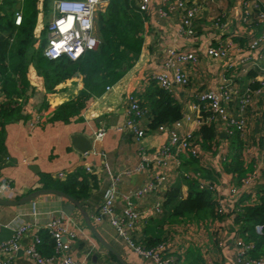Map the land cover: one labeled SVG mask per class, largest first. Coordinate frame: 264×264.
<instances>
[{
    "label": "crops",
    "instance_id": "crops-1",
    "mask_svg": "<svg viewBox=\"0 0 264 264\" xmlns=\"http://www.w3.org/2000/svg\"><path fill=\"white\" fill-rule=\"evenodd\" d=\"M160 1L150 0L144 13L145 36L151 53L135 93L141 94L152 75L162 69L167 51L178 49L194 52L197 59L195 63L182 67L189 84H175L171 93L183 112L181 125L177 129L180 134L191 133L193 136L200 126L206 124L201 113L193 111L191 107L201 92H219L225 85L231 87L235 93L229 106L231 112L236 111L238 100L246 93L250 94V100L244 114L246 134L239 143H242V151L219 122L211 123L221 139L210 149L198 147V158L183 153L170 160L164 171L167 179L162 186L136 201L140 220L135 237L142 244L153 238L164 241L175 264H237L234 243L239 237V225L235 215L243 207L256 203L261 194L258 191L264 190V159L260 156L264 143V93L256 92L259 81L264 78V18L259 19V14H264V0H189L196 8L191 37L180 34L179 12L163 19L157 17L156 8ZM20 4L21 0H14L10 5L6 0H0V15L19 11ZM243 17L247 22L242 21ZM216 18L220 19L219 28L213 26ZM259 35L263 36L260 46L251 50L250 42ZM210 45H226V57L220 60L209 58L206 48ZM126 78L124 86L128 82ZM43 100V92L36 89L26 102L28 120L5 126L3 149L0 150V176L8 179L16 190L24 189L27 194L33 188H42L44 175L63 182L76 175L79 169L83 170L81 174L87 176V184L81 203L98 234L126 264H154L128 249L106 220L97 223L94 217L109 182L104 165L113 174L132 170L138 162L139 147L157 150L167 143L166 134L151 131L138 143L132 134L122 131L127 102L122 101L121 90L115 86L103 97L88 102L81 113L84 120L80 122L74 120L68 124H50L42 121L39 109ZM141 126H146L145 119H142ZM98 130L103 131L101 137H96ZM75 135H85L91 141V149L87 153L82 154L74 148L72 137ZM236 160L239 163L237 168ZM227 165L229 170L226 171ZM86 167H90L92 172L87 173ZM258 167L261 170L255 184L251 189H246L240 180ZM59 173L65 177L58 179ZM77 179L82 181L80 176ZM150 179V171L124 176L118 187L119 194H128ZM193 181L197 186L200 182L212 186L213 198L218 206L224 207L226 213L222 216L209 213L202 220L184 218L171 221V210L163 206L165 193L177 188L181 198H185ZM232 187L239 190L237 196L230 193ZM23 196L0 199V244L13 237L19 220H35L42 229L48 215L63 211L68 214L65 227L76 235L70 248V255L74 259L91 264H119L94 239L82 213L70 202L47 195L24 205L12 206L8 203ZM156 203H162L160 215L152 210ZM122 207L120 200L117 210ZM30 241L31 235L27 234L21 241L22 247ZM91 245L95 248L92 249ZM88 252L90 255L86 257ZM13 259L12 264H36L27 259L22 250L16 252Z\"/></svg>",
    "mask_w": 264,
    "mask_h": 264
},
{
    "label": "trees",
    "instance_id": "trees-1",
    "mask_svg": "<svg viewBox=\"0 0 264 264\" xmlns=\"http://www.w3.org/2000/svg\"><path fill=\"white\" fill-rule=\"evenodd\" d=\"M12 2L14 0H6L8 5ZM51 2L52 0H21L19 11L22 22L19 26L14 25L15 12L0 15V150L3 149L5 126L28 120L26 102L36 89L44 94L39 109L42 121L50 124L84 120L81 113L88 102L103 97L106 95V88L113 86L121 90L123 102H127L132 95L140 98L145 110L143 119L146 126L143 129L147 134L160 126H171L182 120L181 106L175 102L171 93L159 88L155 81L150 80L141 94L135 93L151 53L145 36L146 16L139 11L135 0H108L107 5L96 12L94 24L100 44L96 50L87 51L76 61L68 58L49 61L42 54L47 40V24H43L42 20L51 12ZM125 78L128 79L126 86L123 84ZM245 111L246 108L244 114ZM208 115L202 110L203 121ZM216 122L220 123L219 120ZM231 138L242 151V143L239 145L241 138ZM218 139L221 138L213 125L204 124L193 135L192 144H197L194 145L197 151L198 147L207 150ZM236 163L237 168L239 163ZM82 172L79 169L76 175L63 182L44 175L41 180L42 188L59 190L73 197L82 206L87 184V176L82 175ZM77 176L82 177V181ZM195 183H190L185 198H181L177 188L165 193L163 206L171 210V221L184 218L202 220L209 213L219 215L216 211L218 204L212 192ZM258 192L261 193L258 201L243 207L235 215V221L239 225L238 235L252 245L249 255L253 259L264 258V190ZM256 224L263 225L261 235L254 231ZM38 233L41 239L39 253L44 258L53 256L54 243L50 235L45 229ZM135 235L134 233L135 242L147 249L161 242L153 238L148 239L147 243L142 241V244L136 240ZM109 255L115 260L112 254Z\"/></svg>",
    "mask_w": 264,
    "mask_h": 264
},
{
    "label": "built area",
    "instance_id": "built-area-1",
    "mask_svg": "<svg viewBox=\"0 0 264 264\" xmlns=\"http://www.w3.org/2000/svg\"><path fill=\"white\" fill-rule=\"evenodd\" d=\"M140 12L145 13L148 9L150 0H135ZM108 0H53L51 5V19L47 23L46 44L42 54L49 61H55L61 58H68L76 61L87 51L96 50L100 44L96 36L94 20L96 12L107 5ZM180 13L181 25L180 34L183 37L193 35L192 23L196 16V8L190 4L189 0H161L156 8V15L163 19L174 13ZM264 18V14H259V19ZM242 21L247 22L243 17ZM22 22L20 11L14 13V25L19 26ZM213 26H221L220 19L216 18ZM263 36L255 37L249 44L251 50H256ZM228 47L218 45L206 48V54L213 60H220L226 57ZM196 55L192 51H183L178 49H169L163 60L162 69L152 75L151 80L155 81L157 86L168 93H172L173 86H187L189 80L182 70L183 65L196 62ZM111 87L106 88L109 91ZM257 93H264V78L259 81ZM234 91L231 87L225 85L219 92L207 91L199 93L192 103V110L201 113H209L204 123L211 124L219 120L229 137H239L244 139L246 134V118L244 109L248 106L250 94L243 95L237 104L236 111L231 112L230 103L233 101ZM0 99L2 95L0 94ZM145 115V110L141 106V100L138 96L132 95L127 100V108L124 111V124L121 126L122 131L132 134L136 142L139 143L146 137L147 132L141 126V121ZM187 118V117H186ZM188 119V118H187ZM178 121L171 126H160L156 131L165 133L167 143L157 150H146L142 146L138 149V162L132 170L123 173L113 174L107 165L104 170L108 175V185L102 196V202L94 217L95 222L100 223L107 221L118 237L122 238L127 248L137 256L150 260L154 264H175L174 258L169 254L167 245L161 241L156 246L144 248L133 239V234L137 229L140 220V212L137 209L136 201L146 195L152 194L166 181L165 168L170 160H174L180 154L187 153L191 157H198V151L192 144L193 136L191 133L180 134L177 129L181 125ZM103 135L102 130H98L96 137ZM260 156L264 159V143L260 149ZM86 172L91 173L92 169L86 167ZM261 170V169H260ZM259 167L250 175L241 179V185L246 189H251L259 176ZM150 171L152 179L143 184L140 188L129 192L128 194H119L118 187L122 177H129L132 174L145 173ZM65 175L59 173L57 178L63 179ZM200 188H206L211 192L214 189L205 183H199ZM37 188H33L36 190ZM230 193L237 196L239 190L231 188ZM24 189L16 190L11 186L10 181L0 176V199H11L25 195ZM122 201L123 207L117 210L118 202ZM154 214L162 213V203H156L152 208ZM217 214L222 215L226 210L218 206ZM35 219V217H33ZM68 214L63 211H57L48 215L42 229H45L54 243V255L44 258L38 251L41 244L39 236L40 226L35 220H19L14 228L13 237L0 244V264H12L14 254L20 250L25 257L34 261L36 264H91L85 261L74 259L70 255L71 242L75 240L76 235L65 227V221ZM254 231L261 235L263 231L262 224H256ZM31 235V241L22 247L21 241L27 235ZM94 249L95 246L91 245ZM252 245L238 237L234 243V251L237 264H264V258L253 259L249 252ZM89 252L86 257H89Z\"/></svg>",
    "mask_w": 264,
    "mask_h": 264
},
{
    "label": "water",
    "instance_id": "water-1",
    "mask_svg": "<svg viewBox=\"0 0 264 264\" xmlns=\"http://www.w3.org/2000/svg\"><path fill=\"white\" fill-rule=\"evenodd\" d=\"M72 144L76 150H78L80 153L84 154L87 153L91 149V141L86 137L85 135H75L72 137ZM47 195H53L55 197L62 198L68 202H70L74 207H76L83 215L85 224L90 231L91 235L94 237V239L108 252H110L118 261L119 264H126L119 255L112 250V248L102 239V237L98 234L92 223L90 222L88 216L86 215V212L84 211V208L79 204L77 200H75L73 197L59 191L56 189H44L39 188L36 190L31 191L30 193L25 194L23 197H21L18 200L15 201H9L8 203L12 206H18V205H24L27 203L33 202L36 198L40 196H47Z\"/></svg>",
    "mask_w": 264,
    "mask_h": 264
},
{
    "label": "rangeland",
    "instance_id": "rangeland-1",
    "mask_svg": "<svg viewBox=\"0 0 264 264\" xmlns=\"http://www.w3.org/2000/svg\"><path fill=\"white\" fill-rule=\"evenodd\" d=\"M51 5H52V2H51ZM51 5H50V7H51ZM50 19H51V12L48 13L47 17L42 20V23L47 24L50 21Z\"/></svg>",
    "mask_w": 264,
    "mask_h": 264
}]
</instances>
